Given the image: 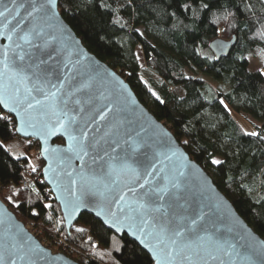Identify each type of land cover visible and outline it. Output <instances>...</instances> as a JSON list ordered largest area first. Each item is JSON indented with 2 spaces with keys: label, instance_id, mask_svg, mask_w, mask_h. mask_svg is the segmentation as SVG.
I'll return each instance as SVG.
<instances>
[{
  "label": "trees",
  "instance_id": "1",
  "mask_svg": "<svg viewBox=\"0 0 264 264\" xmlns=\"http://www.w3.org/2000/svg\"><path fill=\"white\" fill-rule=\"evenodd\" d=\"M58 8L83 45L129 83L264 239V0H58ZM232 36L228 54L216 58L209 43ZM249 56L261 69L248 68ZM234 112L256 136L242 130ZM0 116L7 117L0 119V197L40 231L34 233L40 241L63 238L64 253L79 264H153L135 241L89 213L67 231L59 205L42 192L41 157L33 172L26 157L12 156L5 143L18 137L15 120ZM213 158L223 163L213 165Z\"/></svg>",
  "mask_w": 264,
  "mask_h": 264
},
{
  "label": "snow or ice",
  "instance_id": "2",
  "mask_svg": "<svg viewBox=\"0 0 264 264\" xmlns=\"http://www.w3.org/2000/svg\"><path fill=\"white\" fill-rule=\"evenodd\" d=\"M54 7L55 0H0V104L22 122L39 124L43 137L67 142L66 149L53 151H62L69 164L80 162L78 180L67 173V190L79 193L72 211L91 206L109 230L127 228L156 264H227L231 245L223 233L202 223L206 213L195 198L182 195L186 185L174 159L178 150L135 129H121L110 116L114 109L103 85L70 58L62 59L65 49L52 24ZM64 208L67 212L68 201ZM34 255L14 235L0 237V264H34Z\"/></svg>",
  "mask_w": 264,
  "mask_h": 264
},
{
  "label": "water",
  "instance_id": "3",
  "mask_svg": "<svg viewBox=\"0 0 264 264\" xmlns=\"http://www.w3.org/2000/svg\"><path fill=\"white\" fill-rule=\"evenodd\" d=\"M37 2L47 3V0H37ZM53 12L55 13L52 19L53 30L60 40V46L65 49L62 59L70 58L82 73L91 75L103 85V90L106 91L108 99L111 101L110 106L114 109L110 116H115L120 121L121 129H135L141 136L160 143L167 141L174 150H178L180 155L174 159H176L177 167L184 173L182 179L186 185V189H182V195L190 200L195 198V201L200 207H203L206 213V219L202 223H206L210 229L215 230L217 235L223 233L224 238L231 245L230 256L225 257L227 264H264V239L239 215L229 199L215 185L207 171L190 157L167 126L158 120L138 99L129 83L83 45L81 39L62 17L58 8V0H55ZM234 40L235 36L229 40L216 38L209 43V48L216 58L224 57L228 54ZM0 109L14 118L15 132L18 137L36 141L38 155L43 161L42 179L50 188L53 199L59 205L66 230L68 231L84 212L91 214L102 223V219L96 217L95 210L91 206L72 211L71 202L76 200L79 193L77 196L70 195L67 190L70 187L67 173H72L71 179L78 180L76 173L80 171V162L73 159L69 164L62 159L64 155L62 151H53L54 149H66L67 142H56L57 137L54 136L43 137L39 124L32 127L29 123L22 122L14 112L10 114L8 108L2 104H0ZM44 149L47 151L45 152ZM45 169L48 170L47 176H45ZM64 201L69 202L67 212H65ZM104 226L108 228L107 225ZM111 231L119 236L127 235L147 252L152 262L156 264L153 254L144 248L127 228L119 233L115 229H111ZM6 232L14 235L18 244L34 251V264H79L64 252H54L50 247L41 243L0 198V237ZM17 264H21V262L17 261Z\"/></svg>",
  "mask_w": 264,
  "mask_h": 264
},
{
  "label": "rangeland",
  "instance_id": "4",
  "mask_svg": "<svg viewBox=\"0 0 264 264\" xmlns=\"http://www.w3.org/2000/svg\"><path fill=\"white\" fill-rule=\"evenodd\" d=\"M135 52L137 55L139 65H140L141 70H142V76L147 77L148 72L144 67V61H143V57H142L139 46L136 47ZM248 59H249V64H248L249 69H251V70L261 69L262 64L258 60V58L254 57V56H249ZM178 92L181 93V90H178ZM233 114H234V117L236 118V120L238 121L239 125L241 126L242 130H244L245 132H254L255 129L253 128V126L251 124L246 122L237 113L234 112ZM29 141L30 140L26 141L25 139H22L20 137H16V138L6 142L5 145H6L7 149L10 151L12 156H14V157H26L28 162L32 166H35L39 160L38 159L37 146H36V143H31ZM4 194L13 200L12 195L10 193H8L7 191H4ZM25 225L29 228V230L31 232L33 231L32 232L33 234L35 233L38 235V232H40L37 228L34 227V225L30 221H27L25 223ZM35 234H34V236H36ZM43 239H45V238L42 237L40 242L43 243L44 245L48 244V243H45V240H43ZM53 245L54 244L52 243V245H51L52 247L51 246L50 247L55 252L56 249H54L55 247H53Z\"/></svg>",
  "mask_w": 264,
  "mask_h": 264
},
{
  "label": "built area",
  "instance_id": "5",
  "mask_svg": "<svg viewBox=\"0 0 264 264\" xmlns=\"http://www.w3.org/2000/svg\"><path fill=\"white\" fill-rule=\"evenodd\" d=\"M29 142H33L32 140H30ZM36 146H37V151H38V145L36 143ZM21 184L22 186L24 187H27L29 185V182L26 178H22L21 179ZM42 192L45 194V198L46 199H51L53 198V195L52 193L50 192V188L46 185L43 189H42ZM27 227V226H26ZM28 228V227H27ZM29 229V228H28ZM44 242V241H43ZM53 242V241H52ZM52 242H46L48 244H45L46 246L50 247L52 245ZM53 247H55L54 249H56V251H60V252H64V249H67L68 248V245L65 243V241L63 240V238H60V237H56L54 239V242H53ZM52 247V246H51ZM50 247V248H51ZM67 247V248H66ZM154 264V263H153Z\"/></svg>",
  "mask_w": 264,
  "mask_h": 264
},
{
  "label": "crops",
  "instance_id": "6",
  "mask_svg": "<svg viewBox=\"0 0 264 264\" xmlns=\"http://www.w3.org/2000/svg\"><path fill=\"white\" fill-rule=\"evenodd\" d=\"M6 146V145H5ZM33 167H35V166H33Z\"/></svg>",
  "mask_w": 264,
  "mask_h": 264
}]
</instances>
